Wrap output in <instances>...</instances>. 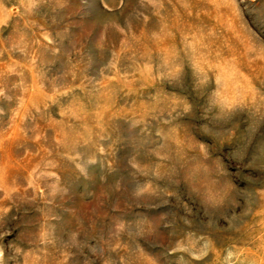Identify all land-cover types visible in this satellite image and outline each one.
I'll use <instances>...</instances> for the list:
<instances>
[{"label":"rangeland","instance_id":"rangeland-1","mask_svg":"<svg viewBox=\"0 0 264 264\" xmlns=\"http://www.w3.org/2000/svg\"><path fill=\"white\" fill-rule=\"evenodd\" d=\"M0 264H264V0H0Z\"/></svg>","mask_w":264,"mask_h":264}]
</instances>
